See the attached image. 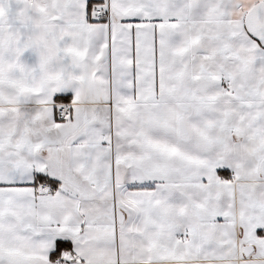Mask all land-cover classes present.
Masks as SVG:
<instances>
[{
	"label": "snow or ice",
	"instance_id": "obj_1",
	"mask_svg": "<svg viewBox=\"0 0 264 264\" xmlns=\"http://www.w3.org/2000/svg\"><path fill=\"white\" fill-rule=\"evenodd\" d=\"M0 264H264V0H0Z\"/></svg>",
	"mask_w": 264,
	"mask_h": 264
}]
</instances>
